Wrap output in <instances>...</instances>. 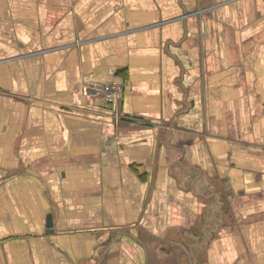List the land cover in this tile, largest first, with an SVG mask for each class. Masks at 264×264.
<instances>
[{
	"label": "crops",
	"instance_id": "0c3cea01",
	"mask_svg": "<svg viewBox=\"0 0 264 264\" xmlns=\"http://www.w3.org/2000/svg\"><path fill=\"white\" fill-rule=\"evenodd\" d=\"M0 264H264V0H0Z\"/></svg>",
	"mask_w": 264,
	"mask_h": 264
},
{
	"label": "built area",
	"instance_id": "2783aa9c",
	"mask_svg": "<svg viewBox=\"0 0 264 264\" xmlns=\"http://www.w3.org/2000/svg\"><path fill=\"white\" fill-rule=\"evenodd\" d=\"M109 73L112 75L110 80L105 82L88 80L83 83V89L87 91L90 98H99L106 105L113 106L115 102L120 100L122 86L119 83V80L116 78L115 70L111 69Z\"/></svg>",
	"mask_w": 264,
	"mask_h": 264
},
{
	"label": "water",
	"instance_id": "95a60500",
	"mask_svg": "<svg viewBox=\"0 0 264 264\" xmlns=\"http://www.w3.org/2000/svg\"><path fill=\"white\" fill-rule=\"evenodd\" d=\"M51 225V221H50V217L48 216V219H47V227Z\"/></svg>",
	"mask_w": 264,
	"mask_h": 264
}]
</instances>
